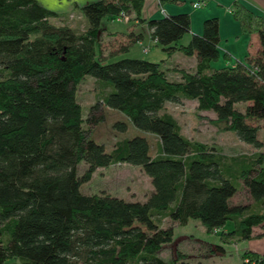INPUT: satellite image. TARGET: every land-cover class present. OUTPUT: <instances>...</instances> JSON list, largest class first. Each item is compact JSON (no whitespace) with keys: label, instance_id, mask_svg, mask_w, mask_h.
<instances>
[{"label":"trees","instance_id":"obj_1","mask_svg":"<svg viewBox=\"0 0 264 264\" xmlns=\"http://www.w3.org/2000/svg\"><path fill=\"white\" fill-rule=\"evenodd\" d=\"M73 6L84 17L81 26L36 0H0V264H191L181 252L168 263L157 255L172 240V224L190 219L233 243L252 238L253 227H264V154L258 151L264 141L257 135L264 131V18L233 3L241 32L256 33L260 49L245 63L217 67L220 57L225 63L229 58L218 48L216 17L205 19L202 33L184 45L186 13L143 19L142 0ZM121 15L145 23L167 57L194 55L193 69H170L179 76L174 81L161 67L165 59L108 61L142 40L129 32L120 52L102 55L101 22ZM85 76L99 85L90 113L120 112L141 134L115 142L110 151L90 137L76 97ZM183 100L212 111L220 130L257 151L227 158L184 136L164 111L166 103ZM86 121L101 118L91 113ZM81 161L86 168L77 176ZM114 164L139 166L149 177L152 190L144 201L81 193L96 169ZM240 189L250 202L232 204ZM241 259L262 264L264 255L244 251Z\"/></svg>","mask_w":264,"mask_h":264},{"label":"rangeland","instance_id":"obj_2","mask_svg":"<svg viewBox=\"0 0 264 264\" xmlns=\"http://www.w3.org/2000/svg\"><path fill=\"white\" fill-rule=\"evenodd\" d=\"M58 2V0H57ZM53 1L52 3L46 0L45 3L48 6L47 9L57 12L63 16V5L57 4ZM81 7V6H80ZM46 8V7H45ZM196 10V9H195ZM69 22L71 26H81L85 22L84 17L82 21L78 15L79 9L72 6ZM70 12H67L68 16ZM65 16V14H64ZM78 16V17H77ZM123 21H128V16ZM77 19V21L72 20ZM119 20V19H118ZM55 22L61 23L58 19ZM120 21V20H119ZM108 21L103 20L101 26L106 24ZM103 24V25H102ZM111 25L116 27L122 26L121 23L110 22ZM147 38V37H146ZM145 38V39H146ZM182 42V38L180 40ZM101 51L108 55L112 50H115L114 45L121 46L124 44L128 45V41L120 39L115 41L114 44L108 43L102 38L100 39ZM148 41L145 40L142 48L140 46L132 47L129 52H124L108 58V61H115L121 57L128 58H140L146 59L152 62H160L161 59H165L162 68L169 69L168 78L171 80H178V74L170 70L175 66L187 69L188 58L180 52H175L171 57H166L164 53L156 46H150ZM117 48V47H116ZM141 49H144L141 52ZM151 50V51H150ZM225 62L221 59L214 66L219 67ZM99 92V85H97L95 79L91 76H85L76 86V97L82 110V117L85 122L83 123L84 128L89 131L90 137L97 143L102 144L106 151H110L112 145L120 140L130 139L138 134H141L138 129L133 127L125 118V116L117 111L109 109L91 112L95 118H101L96 124L88 123L86 120L91 115L90 106L97 100ZM241 104L235 105L236 109L241 108ZM166 113L171 114L178 122L181 133L191 140H195L200 143L208 144L216 148V152L227 158L242 156L248 157L254 153L257 149L246 143L241 142L231 131L220 130L215 123L212 121L215 118V114L212 111H197L195 101L183 100L180 104L166 103L164 107ZM103 116V117H102ZM118 122L125 124L123 130L118 129L115 125ZM257 124V123H256ZM258 138L264 141V131L260 130L257 133ZM146 138H150V142L154 145L155 140L153 137L145 134ZM259 152L264 154V146L258 149ZM86 168V164L81 161L76 166L77 176H81ZM80 191L84 194L93 193H109L111 196L124 199L126 201H144L152 190L150 179L140 169L139 166L130 164H114L104 168H98L92 174L91 178L80 185ZM249 194L246 190L238 191L231 198V203H249ZM170 224L169 220H164V226ZM173 237L169 244L162 247L157 252V255H161L164 261L167 263L171 258L176 257L177 252L186 254L185 260L191 264L196 262L193 260L198 256L202 257V264H240L238 254L243 250V242H237L235 245L222 241L221 235L218 233H207L204 226L197 219H190L185 225L172 224ZM222 248L224 252L218 249ZM211 249V250H210ZM16 262V260H8L7 263Z\"/></svg>","mask_w":264,"mask_h":264},{"label":"crops","instance_id":"obj_3","mask_svg":"<svg viewBox=\"0 0 264 264\" xmlns=\"http://www.w3.org/2000/svg\"><path fill=\"white\" fill-rule=\"evenodd\" d=\"M36 1L43 7L48 8V6L46 5L47 3H45L46 0H36ZM48 1H50L51 3L53 1L57 2V0H48ZM95 1L97 0H58L57 4L63 5V10H62L63 17L64 14L66 16L67 12H70V14L68 15V22H69L70 21L69 16L74 14L71 13L70 11L73 5L80 7ZM194 1L196 0H142L143 6L141 9V18L159 19L168 15H175L179 13L188 14L190 18V32L182 37V42L179 41L181 44L184 45L189 42L192 34L200 35L202 33V28H203L202 25L205 19L210 17L218 18L219 21L218 48L221 56L223 54H226L229 58V61H227L223 65L233 66L234 63L236 62L245 63L246 57L250 55H254L258 52V50L260 49L258 35L256 33L247 34L241 32L238 21H236L231 14V9L233 8V3L238 2L241 5H243L246 9L250 10L252 13L264 18V0H204L205 5L202 6L201 8H197L196 10L192 8V3ZM53 12L57 13L59 11H53ZM75 15H78L82 21V16L80 13L79 14L77 13ZM72 20L77 21V19H72ZM105 20H107L108 22L104 25L102 24L103 26H101L103 30L101 31L100 39L101 38L102 40L104 39L105 44L107 41L108 46H110L111 43L114 44L115 41H119L120 39L128 41L129 39L127 35L129 34V32H133L134 34L140 33L142 35V40L132 45L126 52H129V50L132 47L140 46L142 48V45L145 40L148 41L147 45L150 44V46H156L160 49V47L156 45V41L150 37V31L145 23H140L136 21L122 22L117 19H105ZM111 21L115 23H121L122 26H118V27H116L115 25L113 26L110 24ZM84 23L85 22H83L82 24ZM114 47L115 50H112L111 52H116L119 50V46L114 45ZM101 52L103 56H106V54H104L103 51ZM141 52H143V49H141ZM164 55L166 56L165 53ZM187 58L189 60L188 62L189 65L187 67V70L190 71L193 69L195 65L196 58L194 55ZM251 233L253 235L252 238L245 241H239V242H243L244 244L243 246L244 248L242 252L238 254L240 259V264L242 262L241 256L244 251H248L250 254L258 257H262L264 255V227L260 225L255 226L252 228ZM222 241H225L233 245L237 243V242L233 243L232 242L233 240L227 237L222 238ZM218 250L224 252L222 248H219ZM158 256L162 258L161 255ZM193 260L195 262L202 263L203 259L202 257L197 255V257L194 258ZM262 264H264V262Z\"/></svg>","mask_w":264,"mask_h":264},{"label":"built area","instance_id":"obj_4","mask_svg":"<svg viewBox=\"0 0 264 264\" xmlns=\"http://www.w3.org/2000/svg\"><path fill=\"white\" fill-rule=\"evenodd\" d=\"M205 5V1L204 0H196V1H194L193 3H192V8H194V9H197V8H201L202 6H204ZM69 17H71V16H69ZM120 20V21H122V22H124L123 21V19H126V17H125V15H121V16H119L118 18H117V20ZM127 20V19H126ZM126 20H125V22H126ZM144 50V49H143Z\"/></svg>","mask_w":264,"mask_h":264}]
</instances>
